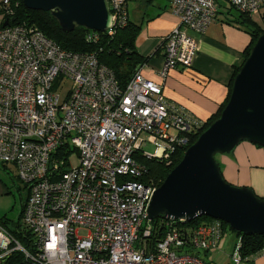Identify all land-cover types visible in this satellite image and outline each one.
<instances>
[{"label":"built area","instance_id":"2783aa9c","mask_svg":"<svg viewBox=\"0 0 264 264\" xmlns=\"http://www.w3.org/2000/svg\"><path fill=\"white\" fill-rule=\"evenodd\" d=\"M227 1L251 15H260L264 2ZM109 2L113 35L129 11L126 0ZM171 10L180 25L165 38L161 79L193 66L199 44L192 32H206L218 4L171 0ZM99 33L91 30L88 39ZM206 122L169 100L141 67L122 88L96 52L64 49L36 26L9 20L0 27V163L14 164L30 188L22 222L34 235V250L0 223V261L20 250L25 264H207L202 252L224 236L220 219L190 233L170 220L166 235L149 246L148 208L161 184L148 176L147 164L171 165L174 152L190 146ZM146 139L166 145L148 153ZM240 245L238 238L233 264L249 262Z\"/></svg>","mask_w":264,"mask_h":264},{"label":"water","instance_id":"95a60500","mask_svg":"<svg viewBox=\"0 0 264 264\" xmlns=\"http://www.w3.org/2000/svg\"><path fill=\"white\" fill-rule=\"evenodd\" d=\"M26 7L50 12L64 31L78 27L105 32L113 20L109 0H23ZM9 24L6 19L3 26ZM264 146V33L234 78L221 115L191 144L155 192L149 219L199 216L220 219L243 234H264V199L249 186H237L222 173L219 154L241 142Z\"/></svg>","mask_w":264,"mask_h":264},{"label":"crops","instance_id":"0c3cea01","mask_svg":"<svg viewBox=\"0 0 264 264\" xmlns=\"http://www.w3.org/2000/svg\"><path fill=\"white\" fill-rule=\"evenodd\" d=\"M217 4L218 13L206 32H192L199 44L193 66L176 67L161 79L158 73L164 61L165 38L180 25V19L171 10V0L128 1L130 20L141 25L136 45L141 54L149 57L147 65L141 68L143 74L161 82L169 100L203 120L210 119L225 102L235 68L251 42L248 28L238 22L239 14L232 10L228 1L217 0ZM262 14L264 2L261 14L253 15V19L261 21ZM0 17L1 24L3 17ZM219 155L217 159L227 181L237 186H249L264 197V146L243 141L231 153ZM22 188L26 190V198L21 195ZM17 192L20 212L17 219L10 220L8 215L15 208ZM29 194L30 188L20 180L15 165L0 163V219L11 223L21 218L22 222ZM253 261L254 264H264V253L255 255Z\"/></svg>","mask_w":264,"mask_h":264},{"label":"trees","instance_id":"16d2710c","mask_svg":"<svg viewBox=\"0 0 264 264\" xmlns=\"http://www.w3.org/2000/svg\"><path fill=\"white\" fill-rule=\"evenodd\" d=\"M128 1L129 0H126L127 6ZM8 2L9 3L6 4L4 0H0V15L3 17L0 27H2L5 22L4 20L9 18L13 24L25 23L36 26L48 37L59 43L64 49L70 51L96 52L100 62L115 71L118 82L122 88H126L135 72L149 61V57H145L141 54L136 45L137 37L141 31V25L131 21L130 18L125 26L116 27L113 35H110L108 31L100 32L98 39L89 40L88 35L91 33V30L78 27L73 31H64L50 12L30 9L26 7L23 0H8ZM229 5L232 10L239 14L238 22L248 28L251 35V42L244 52L241 63L235 68L230 91L225 102L221 105L219 111L207 120L206 125L192 136L191 144L198 139L200 134L207 129L211 123L220 117L222 110L229 101L235 76L250 54L251 48L254 46L258 37L264 33V24L262 23L264 22V14L260 17L261 21H256L253 19V15L240 12L231 3H229ZM188 147L177 149L174 152L173 163L171 165H167L155 159L148 160V176L154 177L155 180L162 184L169 172L180 162ZM262 198L264 199V197ZM211 219L212 218L208 216H199L192 220H177L176 225L184 232L190 233L195 227ZM169 222L170 220L165 219L162 215L150 221L152 234L149 239V246L154 245L156 241H160L166 235L169 229ZM0 223L4 225L27 250H34V235L23 225L21 218L11 223L9 220L1 218ZM223 227L224 231L226 228H229L241 239L240 253L244 260L249 259L247 263L254 264L253 257L257 254L264 253V234H243L232 229L230 225L224 221ZM26 261L25 254L20 250H15L0 261V264H25Z\"/></svg>","mask_w":264,"mask_h":264},{"label":"rangeland","instance_id":"374dc122","mask_svg":"<svg viewBox=\"0 0 264 264\" xmlns=\"http://www.w3.org/2000/svg\"><path fill=\"white\" fill-rule=\"evenodd\" d=\"M132 9H133V7L130 3V11H132ZM262 23L264 24V22H262ZM162 145H166L165 142L162 140H158L157 142L153 143V142H149L146 139V141L142 145V149L145 152L154 154L159 150V147ZM219 157H220V155H218L217 158H219ZM72 161L74 164H78L79 159H78V156L76 153L72 157ZM14 173L16 174L15 170H14ZM19 184H20V182H19ZM21 195L23 198H26L25 188L21 189ZM19 212H20V199H19V194L17 192V202L15 204V208L13 210H10L8 217L11 218L10 220H13L14 218L17 219L19 216ZM86 232H87L86 230H81L80 234L85 235ZM237 242H238V237H237L236 233L234 231H232L231 229L226 228L224 231V236L222 238V244H220L218 247H215V248L211 249L210 251H208V252H210L209 254H208V252H205V251L202 252V257L206 261L207 264H233L232 254L234 252V249L236 248ZM242 264H249V263H247L246 261H243Z\"/></svg>","mask_w":264,"mask_h":264}]
</instances>
